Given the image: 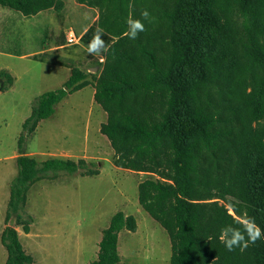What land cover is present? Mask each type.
<instances>
[{"label":"trees","instance_id":"obj_1","mask_svg":"<svg viewBox=\"0 0 264 264\" xmlns=\"http://www.w3.org/2000/svg\"><path fill=\"white\" fill-rule=\"evenodd\" d=\"M118 1L101 7L99 21L80 41L86 46L97 28L104 30L108 51L94 64L102 67L94 98L108 113L101 133L120 154L116 165L134 172L163 170L162 180L139 184L138 199L170 237V264H264V236L243 251H228L219 240L221 228L239 227L236 220L244 214L264 232V0L159 2L150 13L159 28L136 40L124 36L125 21L140 18V8ZM0 6L30 17L51 8L61 11L62 3L0 0ZM65 45L61 34L58 47ZM30 58L72 70L62 88L35 100L23 124L32 133L67 95L87 86L89 74L57 53ZM23 141L22 134L21 150ZM17 164L7 219L15 213L25 233L32 218L24 219L22 211L34 182L81 170L99 174L85 160L39 163L22 153ZM137 228L134 216L116 213L89 264H118L120 232ZM1 241L8 253L5 264L33 263L14 228L6 227Z\"/></svg>","mask_w":264,"mask_h":264},{"label":"rangeland","instance_id":"obj_2","mask_svg":"<svg viewBox=\"0 0 264 264\" xmlns=\"http://www.w3.org/2000/svg\"><path fill=\"white\" fill-rule=\"evenodd\" d=\"M60 1L61 11L51 8L30 17L0 6V264H5L8 257L1 241L6 227L18 232L25 252L33 258L32 264H89L97 259L102 233L118 212L134 216L138 226L136 232H120L118 264H170V237L138 199L139 184L148 179L162 180L163 170L156 167L149 172H134L116 165L120 154L101 133L108 113L94 98L102 71L94 64L102 54L91 56L86 46L67 45L66 41L69 30L79 36L97 23L101 7L110 2ZM165 1L129 0L127 4L131 7L137 3L140 13L145 8L151 13ZM118 2L113 0L110 6ZM144 23L149 32L160 26L156 20ZM61 34L66 45L57 47ZM40 51L72 58L74 67L89 74L88 84L67 95L56 105L54 114L29 133L23 130V124L35 100L62 88L72 73L54 62L30 58V53ZM17 52L26 57L15 55ZM104 61L105 58L100 62ZM20 152L39 163L51 158L85 160L88 169L98 170L99 174L85 175L81 170L34 182L22 211L24 219L32 218L30 231L25 233L15 213L7 219ZM213 168L216 170V166Z\"/></svg>","mask_w":264,"mask_h":264},{"label":"clouds","instance_id":"obj_3","mask_svg":"<svg viewBox=\"0 0 264 264\" xmlns=\"http://www.w3.org/2000/svg\"><path fill=\"white\" fill-rule=\"evenodd\" d=\"M152 20L153 17L146 8L141 11L140 18L129 16L125 21L127 30L124 32V36L132 40L138 39L140 33L146 31L144 21L151 23ZM103 36L104 30L97 28L92 39L86 45V51L89 55L99 56L108 51V46L102 38ZM231 208L232 205L230 204L229 209ZM236 223L239 227L229 224L220 230L219 240L228 251H233L236 248H240L243 251L248 248L249 244H255L257 240L264 236V232L256 224L254 218L247 216V214L237 218Z\"/></svg>","mask_w":264,"mask_h":264},{"label":"built area","instance_id":"obj_4","mask_svg":"<svg viewBox=\"0 0 264 264\" xmlns=\"http://www.w3.org/2000/svg\"><path fill=\"white\" fill-rule=\"evenodd\" d=\"M81 37L77 36L73 30H69L66 35L67 45H78L81 43Z\"/></svg>","mask_w":264,"mask_h":264},{"label":"crops","instance_id":"obj_5","mask_svg":"<svg viewBox=\"0 0 264 264\" xmlns=\"http://www.w3.org/2000/svg\"><path fill=\"white\" fill-rule=\"evenodd\" d=\"M40 13H41V12H40ZM85 31H86V30H85ZM85 31H84V32H85ZM84 32H83V33H84ZM83 33H82V34H83ZM82 34H81V35H82ZM81 35H79V36L81 37ZM57 47H58V46H57ZM42 52H45V51H40V52L35 53V54H34V53H30L29 55H30V56H31V55H36V54H39V53H42ZM23 57H26V56H23ZM119 241H120V234H119ZM118 249H119V243H118ZM120 258H121V256H120ZM119 263H120V262H119Z\"/></svg>","mask_w":264,"mask_h":264}]
</instances>
